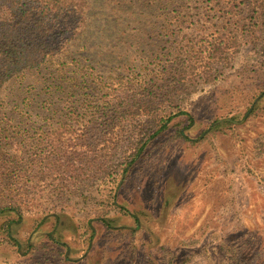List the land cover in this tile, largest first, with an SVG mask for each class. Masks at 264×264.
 Returning <instances> with one entry per match:
<instances>
[{"label":"rangeland","instance_id":"374dc122","mask_svg":"<svg viewBox=\"0 0 264 264\" xmlns=\"http://www.w3.org/2000/svg\"><path fill=\"white\" fill-rule=\"evenodd\" d=\"M212 3L197 14L200 4L187 2L180 29L171 12H152L148 24L138 0H90L86 29L66 52L2 86L0 153L19 154L33 182L21 211L1 210L0 199V264H264V26L253 37L239 31L238 48L213 65L211 78L208 71L184 83L175 105L192 121L173 118L126 174L111 179L99 168L131 151L138 128L130 123L117 149L95 164L88 155L82 171L59 177L68 163L51 171L35 156L40 127L69 120L74 108L82 113L96 87L68 91L65 83L55 92L61 61L79 82L93 74L139 84L173 62L175 40L224 32L230 14Z\"/></svg>","mask_w":264,"mask_h":264},{"label":"trees","instance_id":"16d2710c","mask_svg":"<svg viewBox=\"0 0 264 264\" xmlns=\"http://www.w3.org/2000/svg\"><path fill=\"white\" fill-rule=\"evenodd\" d=\"M138 1L146 4L143 8L150 21L148 24L151 23L152 12H171L176 13L173 17L180 29L186 21L187 2L200 4L196 8L197 14L205 10L202 8L204 0ZM206 1L215 3L213 10L216 6V11L221 14H230L222 26L224 32L217 30L208 36L196 35L185 44L175 40L177 44L173 48V62L158 71H147L149 73L146 75L150 77L139 84L133 85L123 75H109L104 81L92 74L91 81L83 78L79 82L76 76L68 75L65 71L67 64L61 61L60 74L65 82L55 80V92L63 91L65 83L69 87L68 91H73L80 83H93L96 87L91 88L93 94H86L92 97L83 100L82 113L74 108L69 120H58L47 129L40 127L43 130L39 139L33 138L37 142L41 140V143L36 144L39 153L35 155L39 157V163L47 161L51 171L68 163L59 177L77 172L88 155H92L90 162L95 164L116 150L122 141L120 131L126 123H130L138 128L137 141L133 143L131 151L113 168L106 166L105 160L101 161L102 166L99 168L103 176L115 179L132 168L143 155L148 141L164 131L173 118L187 115L191 122V116L175 105L184 83L208 71L206 76L211 78L213 65L228 59L238 48L239 31L253 37L258 28L264 26V0ZM89 8L90 0H0V90L12 76L26 69H38L52 63L57 54L66 52L71 40L86 29ZM150 26L154 27L153 24ZM180 48L185 56L180 55ZM85 75L88 74L85 72ZM0 106L3 107V103ZM168 106L177 107V112H166ZM10 139L17 141L15 137ZM98 146L102 148L98 150ZM17 155L15 152L0 153V199L5 205L1 210L10 208L21 211L23 201L29 199L33 180L24 174L27 169L17 164ZM78 159L81 163L76 166L75 161Z\"/></svg>","mask_w":264,"mask_h":264}]
</instances>
